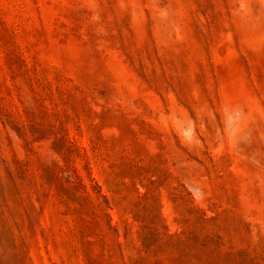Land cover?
Segmentation results:
<instances>
[{
	"label": "rangeland",
	"instance_id": "1",
	"mask_svg": "<svg viewBox=\"0 0 264 264\" xmlns=\"http://www.w3.org/2000/svg\"><path fill=\"white\" fill-rule=\"evenodd\" d=\"M0 264H264V0H0Z\"/></svg>",
	"mask_w": 264,
	"mask_h": 264
}]
</instances>
